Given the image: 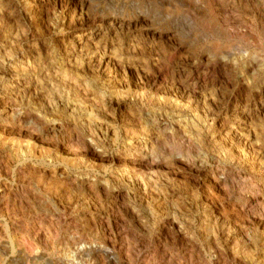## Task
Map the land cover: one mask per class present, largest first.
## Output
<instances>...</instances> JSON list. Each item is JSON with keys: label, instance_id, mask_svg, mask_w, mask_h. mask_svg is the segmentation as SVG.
Returning <instances> with one entry per match:
<instances>
[{"label": "bare ground", "instance_id": "1", "mask_svg": "<svg viewBox=\"0 0 264 264\" xmlns=\"http://www.w3.org/2000/svg\"><path fill=\"white\" fill-rule=\"evenodd\" d=\"M209 7L206 29L226 40L223 56L213 43L208 59L227 77L224 116L200 108L215 102V85L198 90L174 80L164 89L175 90V100L132 94L139 110L129 113L135 126L122 137L106 120L107 95H87L91 88L66 67L5 60L0 44V264H157L133 244L171 239L186 246V262L162 247L154 250L158 264H264V0H210ZM87 9L74 0L80 20ZM137 15L127 25L113 14L106 23L91 17L70 57L97 37L136 32L148 19ZM104 63L96 67L113 68L123 88L122 62ZM121 144L111 157L110 147ZM173 164L202 170L206 190L176 197L167 186L176 180L164 173Z\"/></svg>", "mask_w": 264, "mask_h": 264}, {"label": "rangeland", "instance_id": "2", "mask_svg": "<svg viewBox=\"0 0 264 264\" xmlns=\"http://www.w3.org/2000/svg\"><path fill=\"white\" fill-rule=\"evenodd\" d=\"M81 1L88 8L86 10L88 16L83 20L79 19V14L73 13L74 0H0L2 5H0V44L4 46L3 58L5 57V60L15 58L17 61L21 57L22 59L19 61L23 64L18 66L66 67L68 73L71 74L70 78L75 77L74 79L84 88H91L87 95H91V92L94 93L95 91L104 97L107 95L105 98L111 102V105L105 108V111H108L106 120L108 124L111 123L112 126L117 127L121 137L124 136L127 126L128 129L132 127L134 129L135 126L128 121L129 113L139 110L133 105L134 96L132 94L137 92V94H144L146 98L151 95H158L163 99L175 100L178 96L177 92L164 89L174 80L182 81L192 87L196 83L198 90H204L209 85H215L211 89L215 90L212 93L216 97L215 102L210 99L206 106L201 104L200 108L205 113V111H210L212 105L211 108L216 114L221 113L224 116L227 77L221 64H211L208 59L212 53L211 46L213 43L220 45L217 55L223 56L224 49L222 46L226 40L219 34L209 32L205 27L208 21L210 0ZM140 13L147 15L148 19L135 30L136 32L134 30L133 32H120L103 39L97 37L91 43L88 51L84 49L83 52H77L74 58L70 57L68 48L70 49V45L75 42L82 28L88 26L91 17H97L101 21L104 18L103 22L106 23L113 14L127 25L128 19L134 18ZM106 57H113L114 60L122 62L120 66L125 68L123 76L125 88L118 84L113 68L110 70L109 68L100 69L96 67L107 66L105 63L101 64V60ZM110 66L116 65L111 64ZM208 68L209 70H207ZM206 71L207 74H205ZM210 71L211 73H209ZM136 78H139L140 82L143 80L142 83L139 82V88L132 84ZM155 82L157 87L154 86ZM158 86L160 89H157ZM209 92L210 90H207L205 94L209 95ZM145 110L147 111V109H143L142 112L144 117L147 115ZM158 114L165 115L166 113L162 111ZM97 118L96 123L102 122L103 124L105 122L103 116ZM99 118L103 119L100 120ZM99 130L96 131L99 132L96 136L102 140L104 136ZM212 136H207L205 140L211 148L215 146L211 143ZM217 140L219 138H216ZM51 145H53L50 147L53 151L51 152L54 155L58 154L60 151L58 141L51 142ZM123 146L121 144L115 149L110 147L109 155L115 157L123 149ZM110 166H115L108 168L111 175L113 171L117 170V166L115 164ZM171 166L169 171H164V173L169 178H175L176 181L167 186L176 193V197L186 198L188 193L196 191L197 188L200 192L206 190L202 170L198 171L195 169L197 167L192 168L190 165L173 164ZM180 210H185L183 203ZM194 215L197 220L202 218L197 212L191 217ZM171 240L166 244L154 240L139 244L132 242V244L133 247H136L139 255L144 256L147 253L154 263H160L158 261L160 255L158 256L155 251L159 248L162 249V247L167 248L166 251L172 250L173 253L168 251L180 261L182 260L181 262H186V258H184L185 254L187 255L186 246L179 241ZM197 246L202 248L203 255L208 258L207 245L199 243ZM223 246L225 249L228 248L227 244H223ZM228 264L233 263L229 260Z\"/></svg>", "mask_w": 264, "mask_h": 264}]
</instances>
